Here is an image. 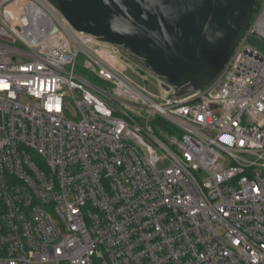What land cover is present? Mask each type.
Instances as JSON below:
<instances>
[{"label": "built area", "instance_id": "built-area-1", "mask_svg": "<svg viewBox=\"0 0 264 264\" xmlns=\"http://www.w3.org/2000/svg\"><path fill=\"white\" fill-rule=\"evenodd\" d=\"M247 36L264 41V2L222 72L178 97L47 0H0V264H264V52Z\"/></svg>", "mask_w": 264, "mask_h": 264}, {"label": "water", "instance_id": "water-1", "mask_svg": "<svg viewBox=\"0 0 264 264\" xmlns=\"http://www.w3.org/2000/svg\"><path fill=\"white\" fill-rule=\"evenodd\" d=\"M77 31L115 44L183 96L224 69L253 19L256 0H47ZM248 40L264 52V41Z\"/></svg>", "mask_w": 264, "mask_h": 264}, {"label": "rangeland", "instance_id": "rangeland-1", "mask_svg": "<svg viewBox=\"0 0 264 264\" xmlns=\"http://www.w3.org/2000/svg\"><path fill=\"white\" fill-rule=\"evenodd\" d=\"M81 63H82V60L80 59L79 65L77 66L75 73L79 76H83V77L91 80L93 83L99 84L97 79L89 71L81 68ZM123 70H124V73L126 75H128L134 81L135 84H137L139 86L141 85L151 94H159L160 90L157 87V85L155 84V81H154L155 79H154L153 75L147 76V78L145 79L144 75L139 76L138 74L134 73L131 65H130V69L126 68V66H125V68ZM68 112L69 113L74 112V106L72 103H70L68 106ZM164 166H165V162H162L159 164V167H164ZM47 264H52V263H47Z\"/></svg>", "mask_w": 264, "mask_h": 264}, {"label": "trees", "instance_id": "trees-1", "mask_svg": "<svg viewBox=\"0 0 264 264\" xmlns=\"http://www.w3.org/2000/svg\"><path fill=\"white\" fill-rule=\"evenodd\" d=\"M263 2H264V0H256L255 9H254V15L257 13V11L259 10V8L261 7Z\"/></svg>", "mask_w": 264, "mask_h": 264}, {"label": "flooded vegetation", "instance_id": "flooded-vegetation-1", "mask_svg": "<svg viewBox=\"0 0 264 264\" xmlns=\"http://www.w3.org/2000/svg\"><path fill=\"white\" fill-rule=\"evenodd\" d=\"M133 60V59H132Z\"/></svg>", "mask_w": 264, "mask_h": 264}]
</instances>
